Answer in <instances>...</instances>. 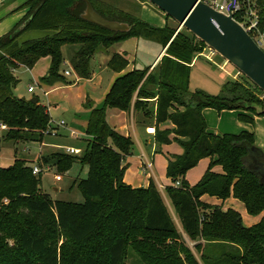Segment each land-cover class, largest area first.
<instances>
[{
    "label": "trees",
    "instance_id": "trees-1",
    "mask_svg": "<svg viewBox=\"0 0 264 264\" xmlns=\"http://www.w3.org/2000/svg\"><path fill=\"white\" fill-rule=\"evenodd\" d=\"M89 1L105 19L128 23L132 29L111 32L83 19L85 0H29L23 5L26 15L0 37V123L8 126L0 137V148L4 140L43 144L51 120L39 100L32 103L16 96V70L32 69L40 59L50 57V69L41 82L73 85L74 81L60 74L66 46L80 45L71 67L79 79H90L99 51L133 36L159 42L167 54L156 72L147 67L120 76L103 103L90 107L85 132L93 139L82 157L53 155V166L60 173L69 172L78 161L88 165V176L77 185L83 203L52 200L41 189L42 174L34 175L25 159L15 158L11 167L0 168V264H62L70 259L79 264H125L130 245L148 258L152 256L156 264H199L188 246L180 243L171 211L154 181L147 188H132L124 182L127 168L123 163L132 154L134 142L116 132L107 115L111 110L130 112L132 108L147 118L154 116L157 125L168 121L174 125L173 131L157 128L155 134L157 144L176 141L184 150L182 155L168 157L167 166V177L180 186L165 190L184 232L196 243L202 263L264 264V217L246 227L239 212L201 201L204 195L220 200L234 197L251 216L264 211V183L249 169L248 150L256 147L254 133L215 134L203 115L206 108L235 110L240 121L253 123L247 112L256 110L246 105L261 104L256 94L231 81L223 84L218 95L201 89L191 92L192 59L207 47L204 43L191 33L159 28L124 10L100 8ZM254 5L257 25L250 34L254 40L255 33L264 40V0H255ZM244 16L241 11L236 19L243 23ZM33 32L37 33L34 38L26 37ZM129 57L127 52H116L109 69L122 73L129 66ZM151 85L157 91H151ZM151 100H156L155 115L150 111ZM257 152L264 163L262 151ZM203 159H210V166L191 186L186 175ZM40 164H49V159L43 157ZM215 166H221L223 173L213 172Z\"/></svg>",
    "mask_w": 264,
    "mask_h": 264
},
{
    "label": "rangeland",
    "instance_id": "rangeland-1",
    "mask_svg": "<svg viewBox=\"0 0 264 264\" xmlns=\"http://www.w3.org/2000/svg\"><path fill=\"white\" fill-rule=\"evenodd\" d=\"M12 1L13 0H0V34L8 28L9 23L11 21V17L13 15V13L7 15L6 10H4V7L1 6H6ZM18 1L24 3L23 5H25V2H27L28 0H18ZM94 1L97 4V6H99L100 8L111 6L117 8L118 10H124L125 12H128L132 15L141 18L144 22L159 28H165L171 25L170 27L172 29H176V27L178 26L176 22H174L171 18H169L167 15H165L162 11H160L154 5L149 3L147 0H94ZM240 3H241L240 5L241 11H243L246 20L248 22L251 21L250 20L251 13L253 11H256L254 5L255 0H240ZM23 5H21L18 9H26L25 7H23ZM181 32L184 33L185 35H190V33L186 31L184 28L181 29ZM36 34L37 33L33 32L27 34L26 37L34 38ZM254 36H255V40L262 41L264 46V40L262 36L258 37L257 33H255ZM130 42H134V46L133 47L126 46V47L131 49L130 53H132V56L134 57L136 69L138 70H142L147 66H149L151 64V60L153 61L152 58H155L160 52L161 48H163V46L159 42L141 36H133L115 43L114 44L115 47L113 46V49H116L118 51V49L120 47H123L125 43H130ZM69 46H73V45H69ZM108 53H109L108 50L99 51V53L95 56L92 62V69H93L92 73H95L96 75H100L102 77L101 85H99L98 80H96L92 82H86L85 88L82 87V84L80 86H72L65 89L57 90L50 96L45 95L44 90L46 89L44 87L43 89L36 88L34 95L29 94L28 88L30 85L37 87L33 84L34 75H37V73H39L40 68L44 65V61H43L39 63V65L37 66L34 72L25 68H22L20 70L18 69L17 77L19 83L15 89L16 90L15 94L20 98L23 97L33 98L34 96L38 97L39 100L45 104L50 102L52 104V109H53L51 113L52 115L51 118L54 119L55 122L57 123L60 122L61 120H64L68 124H70L72 122V117H73L72 115L75 112H77L78 108L80 107L83 108L85 112L87 109L92 107L93 104L92 101L97 102V99L104 91L110 77L114 73L112 70L109 69V67L107 66L108 64L106 65V70H108V72L101 73V70L99 69L100 64L102 66L105 65V63L102 61V56L104 55L109 56ZM64 56L65 59L68 60L66 61L68 64L67 65L63 64L61 66L60 74L65 77L64 75L65 71L72 70L69 62L70 55L67 51V48L64 49ZM199 57H201L200 59H202V61L207 62L212 69L213 68L216 69V71L213 74L211 73L207 74L197 69L191 71V78H190V84L192 79V85H190L191 89L203 85L205 87L206 92L212 95H218L222 91L223 85L221 82L223 79L220 78V75L223 73L224 77H226L227 79L225 83L231 81V82H238L243 84L244 86H246V88L250 89V91H252L254 95L256 94L255 96H257V98L261 102V104L257 105L260 108V110L264 109V93L262 91L260 92L257 89H255V87L252 86L253 84L244 75H242L235 67L227 63L221 56H219L217 53H215L208 47L203 48L201 53H197L196 55H194L192 59V63L194 60L196 61ZM160 63L156 68H154L155 70L152 69L151 71L156 72ZM230 74L235 76V79H232V77L229 76ZM65 78L67 81H70L69 77L68 78L65 77ZM60 83L63 85L66 84L64 82H60ZM83 89H86L84 91L88 95H86L84 100L81 101L78 99V97L83 91ZM149 89L151 91H157V87L153 85L149 86ZM155 103L156 100H151L150 105L151 106L156 105ZM53 105L57 106V110H55ZM208 111L210 112L208 113ZM86 112H88V110ZM247 113L251 115L257 114V112L256 113L247 112ZM203 115L206 119L209 130H214L215 132L216 131L221 132L222 130L225 129L235 128V124H237L240 129L247 128L248 130L251 129L250 131L254 132L255 145H257L258 142H264V115L263 117H258V119L255 118L254 124H249L240 121L239 112L235 110L218 111L216 109L206 108L203 110ZM111 121H115L116 122L115 124L119 127L120 125H124L125 120L123 118L114 117L112 118ZM170 124L172 123L168 121L161 125L170 126ZM128 125L130 127L131 138L134 142V148L132 151V154L135 155L134 157L141 156L142 148H143L146 155L150 159V163L153 164V171L159 182L164 186H166V188L172 185L174 186L175 184H173V182H171V180L167 178L168 165H167L166 156L167 153L173 154L174 149H180V147L182 146L178 142H176L171 147L163 148L162 150H160L159 148L156 149V146H154L155 147L154 148L152 146L153 144L152 142L154 141V134L157 130V124L154 122L153 117H150L149 120L142 123L139 127L136 128L138 135H140L139 140L136 137L135 131L132 129L130 121L128 122ZM167 128L169 127H166L165 130L173 131V129H167ZM247 129L243 131H247ZM57 130L60 137H58L59 135L56 138L46 136V138L44 139V144H48V146L50 144V147L52 145L53 148L52 147L49 148L37 142L15 143L14 141H7V140L2 141V145L0 148V165L2 168H9L14 164L15 158H21V159H25L27 163L33 167V166L41 165L40 163L43 157L47 158L49 159V164L42 166L43 173L40 177L42 191L48 194L50 198L54 201L83 203L85 201V198L78 189L77 185L80 180L85 179L88 176V172H89L88 165H82V163L78 161L73 165L72 169L69 172L60 173L57 171L56 167L53 166L54 165L53 163L55 162L53 159L54 157L53 155L57 153H66L65 147H73L79 150L80 152L78 155L76 154L74 155L78 157H82L85 153L87 146L89 145L88 141H91V139L93 138L91 136H87L86 133L81 134L80 132H77V135L75 137L68 136V134L63 133L64 130L62 127H57ZM159 130L162 131L161 128H159ZM4 134L5 132H1L0 135L3 136ZM140 144L142 145V148ZM130 163L131 165L128 167V169H126L125 173L127 174L128 180L131 181V183L134 186H137V184H139V182L141 181L142 179L141 175L145 176L146 174L147 176H149V178L151 177V173H146L145 171L142 170L141 168L142 165L137 167V162L135 163L130 162ZM127 165L128 164H125V166ZM139 168H141L140 171L138 170ZM56 176H61L63 181L60 182L57 181ZM56 188H60V191L59 192L55 191ZM163 195L165 197V200L169 199L166 190H164ZM168 203L171 205L170 202ZM171 214L176 223L177 231L180 235V239H179L180 243H182V245L184 246H188V248L198 259L199 264H203L199 253L197 252V250H195L196 243L193 242L184 232L175 212L171 211ZM169 242H171V239H168V243ZM10 243L12 244L13 241H10ZM151 244L152 243L149 242V245ZM145 251H149V249L145 248ZM151 259L152 256L148 258V256L140 253L137 250V248H135L133 245H130L128 247L125 264H156V262H152ZM62 264H79V262H73L70 259L65 262H62Z\"/></svg>",
    "mask_w": 264,
    "mask_h": 264
},
{
    "label": "crops",
    "instance_id": "crops-1",
    "mask_svg": "<svg viewBox=\"0 0 264 264\" xmlns=\"http://www.w3.org/2000/svg\"><path fill=\"white\" fill-rule=\"evenodd\" d=\"M23 4L24 3L19 2L18 0H13L8 5L1 6V7H4V10H6L7 15H10L11 13H13V15L11 17V21L9 23L8 28L6 30H4L0 34V36H2L4 34H6V33H9L10 31H12L16 27V25L21 21V19L26 15L27 9H18ZM113 46L110 49H108V51H109L108 55L109 56H106V55L102 56V61L105 63V65L102 66L100 64L99 69L101 70V73L108 72V70H106V65L109 64L108 62H110V59L113 56V54H115L118 51H124V52H127L130 55V57H129V66L122 73H115L114 72L112 74V76L110 77V79L108 81V84L106 85L104 91L102 92V94L100 95V97L97 99V102L96 101L94 102V101L91 100L92 103H93L92 104V108H96V107L100 106L103 103V101L105 100L107 94L109 93L111 87L113 86V84H114V82L116 81L117 78H119L120 76H122V75H124L126 73H129V72L133 71L134 69H136V65H135V62H134V57L132 56V53H130L131 49L128 48V47H133L134 46V42L125 43L123 45V47H120L118 49V51L116 49H113ZM126 46H128V47H126ZM65 48H67V51H68V53L70 55V61L69 62H70V65H71V60L74 57L75 53L80 49V45H73V46H69L68 45ZM63 53H64V50H63ZM165 54H166V48H161V50L158 53V55L155 58H152L153 61L151 60V64L149 66H147V67H151V70L154 69V68H156L158 66V64L160 63L161 59L163 58V56H165ZM200 58L201 57H199L196 61L195 60L193 61V63L191 64V68H192L191 71H193L194 69H197V70L203 71V72H205L207 74H210V73L213 74L216 71V69H214V68L212 69L211 66L207 62L202 61V59H200ZM64 60H65L64 61V64L67 65L68 63L66 61H68V60L65 59V56H64ZM43 61H44V65L40 68L39 73H37V75H34V80H33L34 82H33V84L35 86H37V87H34V86L33 87L35 88V91H36V88L43 89V87H44L46 89V90H44L45 91V95H47V96H50L51 94H53L57 90L65 89V88L72 87V86H80L81 84H82V87L85 88V86H86L85 83L86 82H92V81L98 80V84L99 85L102 84V77L100 75H96L95 73H93L92 74V77L90 79H79L76 76V74L73 71V69L71 70L73 72L72 73V76L69 77L70 81L74 80V78H75V80H74L75 84H73V85H68V84L63 85L60 82H56V83H54L52 85H48V84L42 83L41 82V79L45 75L48 74V71H49L50 66H51V58L50 57H45V58L40 59L39 62L32 69H28V68H25V67H22V68H25V69H28V70L34 72L36 70L37 66L39 65V63H41ZM22 68H20V69H22ZM17 72H18V70L15 71V76L16 77H17ZM232 74H230L229 76H231L232 79H235V76H233ZM65 77H67V76H65ZM220 78L223 79L222 82H221L222 85H223L227 81V79H226V77H224L223 73L220 75ZM41 85H43V86H41ZM190 85H192V79H191V84ZM30 86H32V85H30ZM197 89H201V90H204L205 91V87L203 85L197 86L194 89H191V86H190V91L191 92H194ZM84 90H86V89H83V91L81 92V94L78 97V99L81 100V101H83L84 98H85V96L88 95ZM15 92H16V90H15ZM28 93H29V91H28ZM29 94H33L34 95L35 92L34 93H29ZM23 98H25L27 100L33 99V98H26V97H23ZM135 99H136V97H134V101H135ZM38 100H39V98H38ZM39 103L47 107L48 112H49V115H50V117H52V115H51V113L53 111L52 104L50 102L47 103V104H45V103H42L40 100H39ZM154 106H156V105H154ZM53 107L55 108V110H57V106L56 105H53ZM156 109H157V107H156ZM87 110H88V112H86ZM87 110L84 112V109L83 108H81V107L78 108L77 109V112H75L72 115L73 116L72 117V122L70 124H68L65 121L66 127H63V130H64L63 133L68 134V136H71V130H73L76 133L77 132H80L81 134L82 133L85 134L86 133L85 130H86L87 125H88L87 115L91 111V108H89ZM209 112L210 111H208V113ZM252 115H253V118H254V122L253 123H249V124H254L255 123V118L258 119V117H263V115H254V114H252ZM143 116H144V114L142 112H139V111L137 112V111L134 110V108H132L130 112H118V111H115V110H111V111L108 112L107 121H108L109 125L116 132H118L119 134H122L123 136L131 137L130 127L128 125V122L130 121L131 122L132 129L135 131L136 137L139 140L140 139V135H138V133L136 131V128L139 127L142 123H144L147 120H149V118H147L145 116L143 117ZM114 117H116V118H123L125 120L124 121V125H120L118 127L115 124L116 123L115 121H111L112 118H114ZM153 120L156 123V119H155L154 116H153ZM61 121H64V120H61ZM160 125H157V128L158 129L161 128L162 131H163V129L165 130L166 127H169L167 129H174V125L173 124H170V126L169 125H166V126L161 125L160 126ZM235 128L225 129V130H222L221 132H217V131L215 132L214 130H210V131L213 132V133H215V134H218V135H223V134H238V133L240 134L242 132H251V133H254L253 131H250L251 129L250 130H248L247 128H243V129L241 128L240 129L237 124H235ZM245 129H247V131H243ZM155 134H156V132H155ZM155 134H154V141L152 142L153 143L152 146L153 147L156 146V149L159 148L160 150H162L163 148L171 147L174 143H176V141H172V143H170L168 145H166V144L159 145V144L156 143ZM58 137H60V135ZM170 137H171V139H173L175 136H174V134H172ZM42 145H45V146H47L49 148H51V147L53 148L52 145L50 147V144H49V146H48V144H44V143ZM257 145H255V146L260 151H262L263 156H264V142H258ZM141 148H142V145H141ZM183 152H184L183 148L180 147V149H174L173 154L167 153V156H166L167 157V165H168V157H171V156H174V155H182ZM134 156H135L134 154H131V155L127 156L125 158L126 160H124V166H125V164H128L126 166V168L128 169V167L131 165L130 162H133V163L137 162V167H139L140 165H142V167H141L142 170L145 171L146 173H151V177L149 178V176H147L144 173L145 176L144 175L143 176L141 175V178L142 179L139 182V184H137V186H134L131 183V181L128 180L127 174L125 173L124 182L126 184L130 185L132 188H141V187L147 188L149 186V184H150V181L153 180L155 182V184L157 185L158 189L160 190V192L163 195L166 186H164L163 184H161L159 182V180L157 179V177L155 176V173L153 171V164L150 163V159L146 155V153L143 150V148H142V155L141 156H137V157H134ZM135 160H137V161H135ZM250 160H251V163H252V159H250ZM145 163H147V164H145ZM210 163H211V160L210 159H203V160H201L198 163V165L196 167H194L193 169H191L190 171H188V173L186 175V179L190 183L191 186H193L194 184L198 183L203 178V176L205 175L206 171L208 170V168L210 166ZM141 168H139L138 170L140 171ZM212 171L215 172V173H218V174H222L223 173V168L221 166H215L212 169ZM168 179L171 180L170 178H168ZM60 181H63V179L60 180ZM55 191L59 192L60 191V188H56ZM163 197H164V195H163ZM164 200H165V197H164ZM201 201L204 202V203H206V204L212 205V206H219L224 211H227L228 209H233V210L239 212L241 214V216H242L243 223H244V225L246 227H251V226H254V225L258 224L261 221V219L264 217V211L260 215H258V216H251V215H249L248 212H247V210H246V207H245L244 203H242L240 200H238V199H236L234 197H230V198H228L226 200H220V199H218L216 197H212V196H209V195H204L201 198ZM165 202H166L169 210L174 212V210L172 208V205H170L168 203V202H170V199L165 200Z\"/></svg>",
    "mask_w": 264,
    "mask_h": 264
},
{
    "label": "water",
    "instance_id": "water-1",
    "mask_svg": "<svg viewBox=\"0 0 264 264\" xmlns=\"http://www.w3.org/2000/svg\"><path fill=\"white\" fill-rule=\"evenodd\" d=\"M82 18L111 32H129L132 29L128 23L110 21L96 12L89 0ZM165 15L177 23V32L182 28L191 33L195 38L204 43L209 49L221 56L227 63L235 67L253 85L264 93V49L235 19L231 10L224 14L212 8L201 0H147ZM37 103L38 99H31ZM254 108L258 115L264 113L257 105ZM150 111L155 113L156 106ZM258 148L248 150L252 159L250 171L260 176L264 183V163L260 161Z\"/></svg>",
    "mask_w": 264,
    "mask_h": 264
},
{
    "label": "built area",
    "instance_id": "built-area-1",
    "mask_svg": "<svg viewBox=\"0 0 264 264\" xmlns=\"http://www.w3.org/2000/svg\"><path fill=\"white\" fill-rule=\"evenodd\" d=\"M206 2L208 5H210L212 8H214L215 10L222 12L224 14H229V12L232 10L236 19V14H238L239 12H241V3L240 0H201ZM237 20V19H236ZM250 20L251 21H247L245 16H244V22L241 23L237 20V22H239L241 25H243L245 27L246 30H248L249 32H251L257 25V13L256 11H253L251 13L250 16ZM248 23V24H247ZM263 38V37H262ZM258 43H260L261 47L263 48V42L262 41H257ZM72 71L67 70L65 71V76L70 77L72 76ZM29 93H34L35 92V88L33 86H30L28 89ZM57 127H66V123L65 121H60V122H55L52 118L50 120L49 123V129L45 132L46 136L49 137H57L59 135ZM8 131V126L5 124L0 123V134L1 132H6ZM77 133L73 130H71V136H76ZM1 137V135H0ZM66 153L70 154V155H78L80 152L79 150L73 148V147H65ZM1 168V165H0ZM50 170V169H48ZM43 173V168L41 166H33V174L34 175H40ZM56 180L60 181L62 180L61 176H56ZM176 186H180V182H176L175 184Z\"/></svg>",
    "mask_w": 264,
    "mask_h": 264
}]
</instances>
